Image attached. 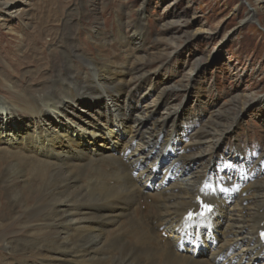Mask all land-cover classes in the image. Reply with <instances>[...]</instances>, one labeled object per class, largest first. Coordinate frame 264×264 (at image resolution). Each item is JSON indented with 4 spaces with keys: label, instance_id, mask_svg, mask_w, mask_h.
<instances>
[{
    "label": "bare ground",
    "instance_id": "1",
    "mask_svg": "<svg viewBox=\"0 0 264 264\" xmlns=\"http://www.w3.org/2000/svg\"><path fill=\"white\" fill-rule=\"evenodd\" d=\"M2 6L12 15V5ZM119 18L136 51L146 38L145 12ZM94 19L100 26L102 17ZM99 28L91 31L95 55L81 48L80 32L63 34L62 65L56 61L55 75L40 76L41 84L19 86L0 74L7 96H0V228L13 223L25 234L2 233L0 264H264V171L224 148L216 153L232 124L225 128L219 114L211 128L184 122L167 90L152 104L137 99L156 88L148 77L155 60L126 63ZM124 134L121 150L103 151L99 140ZM218 159L226 162L220 170ZM207 186L217 189L209 200L215 210L186 219L200 211L197 200L207 196L199 187ZM49 241L53 254L44 251Z\"/></svg>",
    "mask_w": 264,
    "mask_h": 264
},
{
    "label": "rangeland",
    "instance_id": "2",
    "mask_svg": "<svg viewBox=\"0 0 264 264\" xmlns=\"http://www.w3.org/2000/svg\"><path fill=\"white\" fill-rule=\"evenodd\" d=\"M4 3L12 5V15L4 10ZM142 12L146 14V38L143 45H135L137 50L133 51L128 42L132 31L122 32L119 17L128 15L136 21ZM253 12L255 19L250 18ZM95 16L102 17L98 27ZM66 23L70 25L65 26ZM95 28L107 34L112 53L116 51L126 63L155 60L152 68L157 71L148 77L153 79L156 88L150 91L143 88L137 99L143 97L141 101L152 104L163 90H167L181 106L183 121L191 118L201 129L211 128L212 122L222 115V125L232 126L216 153L225 155L224 148L225 152L236 153L237 159L250 160L257 169L264 171V164L260 163L259 167L256 163L261 156L264 158V0H0V74L11 76L19 86L34 85L40 76L51 79L55 75L50 73L53 65H62L61 57L65 58L63 34L80 32L81 48L95 55L98 52L93 46L96 40L91 37ZM117 29L119 35H123L124 44L117 37ZM105 54L109 56V51ZM77 65L82 67L80 62ZM4 91L0 85V96L7 97ZM125 96L117 104H124ZM162 104L163 99L157 100L159 110ZM110 137L111 141L106 137L99 140L104 141L106 150L103 151L110 152L115 147L121 150L129 138L127 134ZM112 141L115 143L111 144ZM233 146L244 152L238 147L232 149ZM91 147L102 148L97 144ZM218 160L220 170L226 162L219 166ZM215 190L210 186L199 187L198 193H204L209 201L215 196ZM195 194L192 190V196ZM1 229L0 236L3 232L21 239L25 236L13 223ZM80 232L86 233V230L80 229ZM162 236L168 239V234ZM53 245L49 241L44 251L52 250ZM6 255L0 246V261ZM9 261L7 264L12 263Z\"/></svg>",
    "mask_w": 264,
    "mask_h": 264
},
{
    "label": "snow or ice",
    "instance_id": "3",
    "mask_svg": "<svg viewBox=\"0 0 264 264\" xmlns=\"http://www.w3.org/2000/svg\"><path fill=\"white\" fill-rule=\"evenodd\" d=\"M228 167H231V165H228ZM203 207L208 211L211 210L210 205L204 204ZM189 219H191V215H189Z\"/></svg>",
    "mask_w": 264,
    "mask_h": 264
}]
</instances>
